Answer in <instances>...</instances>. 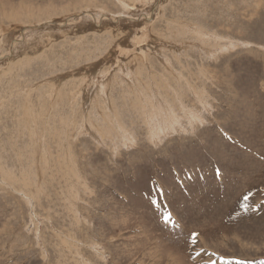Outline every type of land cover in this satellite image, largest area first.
<instances>
[{"label": "rangeland", "instance_id": "rangeland-1", "mask_svg": "<svg viewBox=\"0 0 264 264\" xmlns=\"http://www.w3.org/2000/svg\"><path fill=\"white\" fill-rule=\"evenodd\" d=\"M237 261L264 264V0H0V264Z\"/></svg>", "mask_w": 264, "mask_h": 264}, {"label": "snow or ice", "instance_id": "snow-or-ice-1", "mask_svg": "<svg viewBox=\"0 0 264 264\" xmlns=\"http://www.w3.org/2000/svg\"><path fill=\"white\" fill-rule=\"evenodd\" d=\"M216 175L219 176L220 175V169L216 168ZM160 195H163V189H160V192L158 193ZM151 195V193L149 192V196ZM156 204L155 200H150L149 201V207H151L152 205ZM163 205H157V208L161 207ZM161 218L163 219L164 224H172L173 227H176L173 219H172V213L170 211H165L161 214ZM101 225L103 226V221H101ZM201 235V233L199 232H192L188 238V243H190L191 245H196L198 243V238ZM115 246V245H114ZM205 255L207 253H204ZM197 255H201L200 253H197ZM209 261L212 260V256L209 255L208 257ZM237 264H246L245 261H237Z\"/></svg>", "mask_w": 264, "mask_h": 264}, {"label": "bare ground", "instance_id": "bare-ground-1", "mask_svg": "<svg viewBox=\"0 0 264 264\" xmlns=\"http://www.w3.org/2000/svg\"><path fill=\"white\" fill-rule=\"evenodd\" d=\"M87 13V12H86ZM80 19V18H79ZM133 21V20H132ZM120 22V21H119ZM121 24V23H120ZM62 26V25H61ZM99 27V26H98ZM45 28V27H44ZM94 29V28H93ZM92 31V30H91ZM104 31V30H103ZM41 32H43V31H41ZM56 32H58V31H56ZM28 33V32H27ZM27 35V34H26ZM21 37H23L22 35H21ZM20 37V38H21ZM26 37H28V36H26ZM19 38V39H20ZM35 38V37H34ZM24 39H26L25 37H24ZM47 39V38H46ZM40 40V39H39ZM37 41V40H36ZM41 41V40H40ZM42 42V41H41ZM17 43H19V42H17ZM13 44H14V42H13ZM24 44V43H23ZM34 44H35V42H34ZM40 44V43H39ZM41 45V44H40ZM123 45V44H122ZM22 46V45H21ZM34 46V45H33ZM31 47V46H30ZM15 51V50H14ZM17 52V51H16Z\"/></svg>", "mask_w": 264, "mask_h": 264}]
</instances>
